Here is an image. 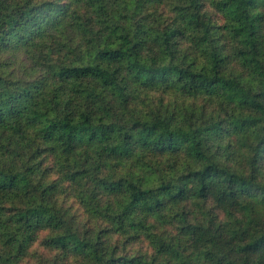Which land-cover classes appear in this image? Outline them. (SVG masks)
<instances>
[{
  "label": "trees",
  "instance_id": "16d2710c",
  "mask_svg": "<svg viewBox=\"0 0 264 264\" xmlns=\"http://www.w3.org/2000/svg\"><path fill=\"white\" fill-rule=\"evenodd\" d=\"M0 264H264V0H0Z\"/></svg>",
  "mask_w": 264,
  "mask_h": 264
},
{
  "label": "rangeland",
  "instance_id": "374dc122",
  "mask_svg": "<svg viewBox=\"0 0 264 264\" xmlns=\"http://www.w3.org/2000/svg\"><path fill=\"white\" fill-rule=\"evenodd\" d=\"M227 70L234 71L236 73L242 71L240 66H238L236 63H231L229 66H227ZM143 96H146L149 102L154 106L158 105L159 100L161 98L166 99V101L168 100L170 102H173L172 107L186 104V105H194L197 108H203L206 111L207 110L211 111L217 108L220 109L222 108V105H223L221 101H217V100L211 101V102H205V99L200 98V97H197V98L184 97V96L178 95L177 93H172V92L163 94L162 91L160 90L146 91L144 92ZM72 201L73 200H69L67 201V203L65 201L66 206L73 204L75 206V210H78L79 207L76 204L72 203ZM148 249L149 247L147 246V244H144L143 242H138V243H133L131 245H127V250H129L130 253H140V252L145 253L146 251H148ZM35 250L41 253L43 252L42 249L39 247H36Z\"/></svg>",
  "mask_w": 264,
  "mask_h": 264
}]
</instances>
